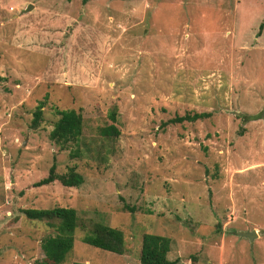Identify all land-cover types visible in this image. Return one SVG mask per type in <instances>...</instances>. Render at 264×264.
<instances>
[{
    "label": "rangeland",
    "instance_id": "1",
    "mask_svg": "<svg viewBox=\"0 0 264 264\" xmlns=\"http://www.w3.org/2000/svg\"><path fill=\"white\" fill-rule=\"evenodd\" d=\"M263 19L264 0H0V264L41 261L49 231L21 210L55 206L79 224L63 264H139L143 234L173 239L177 264H264ZM70 109L82 134L60 150ZM192 112L211 116L160 126ZM52 163L82 184L34 187ZM93 222L123 255L81 242Z\"/></svg>",
    "mask_w": 264,
    "mask_h": 264
},
{
    "label": "trees",
    "instance_id": "2",
    "mask_svg": "<svg viewBox=\"0 0 264 264\" xmlns=\"http://www.w3.org/2000/svg\"><path fill=\"white\" fill-rule=\"evenodd\" d=\"M70 2L72 0H66ZM81 4H86L90 0H79ZM264 28V19L258 25L256 37H259ZM44 102H39L31 112L32 118L29 124L30 129L38 128L43 118L42 108ZM58 115L56 121L52 124V129L48 133V138L60 150L66 149L71 144H76L82 134V117L79 111L75 110H55ZM209 112L185 113L183 116H174L172 119L163 122L160 126L163 128L167 124L182 122H195L209 118ZM111 124L100 130V135L107 139H114L118 136V130L114 126L115 109L108 114ZM57 181L61 186L67 188H78L82 182V176L75 171L74 167H68L67 170L59 174L56 172L55 164L52 163L47 171V175L33 184L34 187L49 185ZM122 209L133 212L126 204ZM23 216L31 221L43 222L49 231L40 241V250L42 259L37 264H63L67 255L73 248V232L78 228L77 213L72 208L55 206L49 209H22ZM81 242L101 251L116 255H123L126 251L124 237L120 230L110 228L103 224L93 222L86 230ZM175 241L169 237L143 234L141 236L140 248L138 253L139 264H177L178 260H169L167 254L172 251ZM72 264H88L84 262H74Z\"/></svg>",
    "mask_w": 264,
    "mask_h": 264
},
{
    "label": "water",
    "instance_id": "3",
    "mask_svg": "<svg viewBox=\"0 0 264 264\" xmlns=\"http://www.w3.org/2000/svg\"><path fill=\"white\" fill-rule=\"evenodd\" d=\"M31 8H32L31 5H27V7L22 11V13L28 12ZM260 119L262 120V122L264 124V111L260 112ZM10 181H11V179H10ZM236 235L239 237L247 238L250 241H252L253 237L256 236L254 231L236 232Z\"/></svg>",
    "mask_w": 264,
    "mask_h": 264
},
{
    "label": "crops",
    "instance_id": "4",
    "mask_svg": "<svg viewBox=\"0 0 264 264\" xmlns=\"http://www.w3.org/2000/svg\"><path fill=\"white\" fill-rule=\"evenodd\" d=\"M170 252L167 254V258L169 259V260H175V259H177V257H175V258H170Z\"/></svg>",
    "mask_w": 264,
    "mask_h": 264
}]
</instances>
